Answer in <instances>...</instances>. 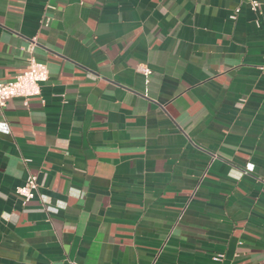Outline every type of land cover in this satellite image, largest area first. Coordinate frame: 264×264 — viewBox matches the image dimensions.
Returning <instances> with one entry per match:
<instances>
[{
  "label": "crops",
  "instance_id": "1",
  "mask_svg": "<svg viewBox=\"0 0 264 264\" xmlns=\"http://www.w3.org/2000/svg\"><path fill=\"white\" fill-rule=\"evenodd\" d=\"M259 1L0 0V264H264Z\"/></svg>",
  "mask_w": 264,
  "mask_h": 264
},
{
  "label": "built area",
  "instance_id": "2",
  "mask_svg": "<svg viewBox=\"0 0 264 264\" xmlns=\"http://www.w3.org/2000/svg\"><path fill=\"white\" fill-rule=\"evenodd\" d=\"M249 2L251 8L256 10L260 6L259 0H246ZM240 9L237 8L236 12ZM36 43L32 42L27 50L29 52L27 68L20 73L14 80L10 82H0V108L6 106L10 98H23L25 103L32 97L41 96L42 84L49 78V69L46 63L39 61L34 55ZM138 72L149 76L152 74V69L142 64L137 68ZM39 190V183L37 177L29 175L25 182L16 189V193L27 202L33 199Z\"/></svg>",
  "mask_w": 264,
  "mask_h": 264
},
{
  "label": "clouds",
  "instance_id": "3",
  "mask_svg": "<svg viewBox=\"0 0 264 264\" xmlns=\"http://www.w3.org/2000/svg\"><path fill=\"white\" fill-rule=\"evenodd\" d=\"M0 127H2L4 131H7V128L6 127H4V126H0Z\"/></svg>",
  "mask_w": 264,
  "mask_h": 264
}]
</instances>
